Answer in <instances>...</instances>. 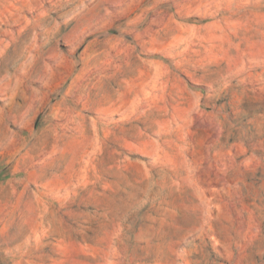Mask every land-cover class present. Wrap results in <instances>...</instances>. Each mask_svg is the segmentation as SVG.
I'll list each match as a JSON object with an SVG mask.
<instances>
[{
  "label": "rangeland",
  "instance_id": "1",
  "mask_svg": "<svg viewBox=\"0 0 264 264\" xmlns=\"http://www.w3.org/2000/svg\"><path fill=\"white\" fill-rule=\"evenodd\" d=\"M0 264H264V0H0Z\"/></svg>",
  "mask_w": 264,
  "mask_h": 264
}]
</instances>
